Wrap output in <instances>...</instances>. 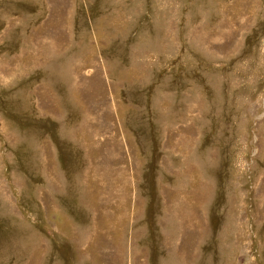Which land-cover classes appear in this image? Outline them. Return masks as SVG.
Returning <instances> with one entry per match:
<instances>
[{"label":"rangeland","instance_id":"1","mask_svg":"<svg viewBox=\"0 0 264 264\" xmlns=\"http://www.w3.org/2000/svg\"><path fill=\"white\" fill-rule=\"evenodd\" d=\"M0 264H264V0H0Z\"/></svg>","mask_w":264,"mask_h":264}]
</instances>
